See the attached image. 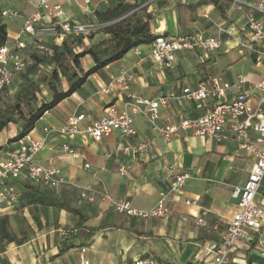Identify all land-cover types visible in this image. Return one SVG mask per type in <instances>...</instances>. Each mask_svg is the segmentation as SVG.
Here are the masks:
<instances>
[{
	"label": "crops",
	"instance_id": "1",
	"mask_svg": "<svg viewBox=\"0 0 264 264\" xmlns=\"http://www.w3.org/2000/svg\"><path fill=\"white\" fill-rule=\"evenodd\" d=\"M124 1L138 4L140 0H53L71 24L100 25L95 12ZM147 11L153 15L151 24L156 28L155 36L176 34H202L219 36L221 46L215 52H180L172 68H165L149 58L150 44L130 50L121 60L108 65L102 72L90 76L77 92L61 101L45 113L35 124L29 136L43 139V129L60 127L71 115H83L81 130L104 115L109 105L118 110L132 100L154 101L167 97L168 105L159 109L157 120L160 126L176 125L182 119H193L202 115L213 105L205 102L177 99L187 89H195L203 79L220 77L232 85L239 76L247 80L242 92L250 96L254 105L258 93L253 89L262 77L264 66L255 61L254 50L262 46L254 44L240 47L234 40L244 26V14L235 10L229 1L220 0L223 14L207 0H144ZM255 2L257 0H245ZM38 0H0V25L6 27L8 42L12 45L17 38L25 16L29 15ZM15 10L20 16L7 23L2 18L3 10ZM172 12L174 33L167 30L163 14ZM180 20L187 22L181 25ZM47 22L36 26L35 36L25 35L21 40L25 50L34 48L32 42L44 46L54 44L51 34L44 31ZM23 50V51H25ZM22 51V52H23ZM138 51V54L136 53ZM21 54V53H20ZM28 57V56H27ZM26 57V58H27ZM24 58V59H26ZM122 76L108 95L100 89ZM239 91L231 89L226 100ZM136 136L122 138L112 132L100 142H94L83 134L63 138L52 134L44 140V147L33 156V161L45 167L59 168L66 183L52 190L58 197L67 199L87 217L86 227L81 229L80 238H67L65 229L73 228V217L64 211L37 209L39 225L30 220L27 207L19 209V201L11 207L0 208V216H10L12 227L21 217L28 221L24 229L31 237L21 246L10 244L0 255V264H78L81 257L91 264H120L142 258H152L162 264H210L207 250L220 240L227 222L236 210V201L231 198L234 187L242 186L252 168V159L239 150L232 138L227 142L195 136L182 132L166 142L159 137L140 114L133 115ZM8 144L5 153L18 146ZM67 144L78 153L74 158L62 150ZM145 145L142 153L124 152V147ZM85 165H89L85 169ZM124 167L121 176L118 169ZM187 174L178 195L168 194L164 206L169 213L162 218L147 219L129 217L116 212L108 201L96 197L94 202L80 198L81 190L91 188L97 193H107L113 200L123 201L137 210L149 211L155 207L161 194H166L171 180L177 175ZM21 181L15 187L22 192ZM260 191V190H259ZM194 201L185 205L184 201ZM257 204L264 210V199L257 192ZM202 217L203 225H195ZM44 215V216H43ZM76 245L77 247L63 249ZM234 264H264V228L251 233L250 238L240 242L232 250Z\"/></svg>",
	"mask_w": 264,
	"mask_h": 264
},
{
	"label": "built area",
	"instance_id": "2",
	"mask_svg": "<svg viewBox=\"0 0 264 264\" xmlns=\"http://www.w3.org/2000/svg\"><path fill=\"white\" fill-rule=\"evenodd\" d=\"M231 6L244 14V26L239 29V36L234 40L237 46H251L261 44L253 52L257 64L264 66V0L248 2L245 0H226ZM88 4L89 0H85ZM2 18L13 20L20 16L15 10H3ZM64 14L53 0H38L34 10L23 20L22 28L12 45L0 47V95L9 89L16 76L24 71V59L20 53L25 50L26 44L22 36H35V28L44 21L47 27L44 31L54 38V44H61L78 35L87 36L98 30L101 26L91 24H71L64 19ZM38 52L51 54V51L38 42H32ZM221 46L219 36L202 34H176L174 36H157L150 44L149 58L152 62L165 68H172L176 56L180 52L198 51L204 55L211 54ZM138 54V51H136ZM122 76L110 81L100 89V93L108 95L116 83L121 82ZM20 83V82H19ZM247 80L239 76L229 85L220 77L214 76L201 80L195 89H187L177 99L178 104L183 101L205 102L212 100L213 105L202 115L193 119H182L176 125L160 126L157 123L159 109L168 105L169 98L161 97L154 101L132 100L124 103L123 109L118 110L114 105H109L104 110V115L93 122L86 129L81 130L79 124L84 119L83 115H71L58 128H44L43 139L34 140L29 134L18 141V146L5 153L0 161V208L15 205L21 192L15 187V182L31 179L49 190H55L66 183L62 171L57 167H45L33 161V156L44 147V140L56 134L63 138H71L83 134L100 142L112 132H118L122 138L136 136L133 115L140 114L147 121L150 128L164 141L168 142L178 137L182 132L195 136L211 138L217 142H227L234 138L241 151L246 152L252 159V168L245 183L234 187L231 198L236 201V210L227 222L218 243L211 245L207 252L211 255L210 264H234L232 250L240 242L250 238L251 233L259 234L264 228V210L257 204L256 196L260 183L264 179V72L261 79L254 84L253 89L258 93L254 105H251L250 96L242 92ZM231 89L239 91L230 100H226L227 92ZM145 145L134 148L124 147V152L142 153ZM62 150L67 155L77 158L79 155L67 144L62 145ZM85 169L89 165L84 166ZM126 173L124 167L118 169V174ZM187 174L175 176L169 185L168 191L160 195L154 208L149 211L134 209L129 203L113 200L107 193H97L91 188L81 190L80 198L86 202H94L96 197L108 201L110 206L119 213L129 217L152 218L165 217L169 210L164 206L168 194H180ZM185 205H194V201L186 200ZM206 212L195 220V225L202 226ZM78 264H91L81 257ZM120 264H162L152 258L137 259L132 262Z\"/></svg>",
	"mask_w": 264,
	"mask_h": 264
},
{
	"label": "trees",
	"instance_id": "3",
	"mask_svg": "<svg viewBox=\"0 0 264 264\" xmlns=\"http://www.w3.org/2000/svg\"><path fill=\"white\" fill-rule=\"evenodd\" d=\"M220 2L207 0L205 3L214 5L223 14ZM144 3V0L138 4L121 1L95 12L97 22L102 25L98 30L87 36H75L61 44L48 45L51 51L48 56L32 53L24 59L23 72L33 77L25 76L20 80L17 92L0 104V134L16 126L18 133L9 142L20 141L45 113L81 89L90 76L118 62L130 50L151 44L157 36L151 31L153 15L147 11ZM7 42L6 27L0 25V47ZM21 188L19 209L64 211L74 220L73 228L70 231L65 229L67 238H80V231L87 223V217L80 208L31 179H23ZM32 219L38 226L39 217L34 215ZM30 237L19 225L12 227L10 216H0V255L8 245L21 246ZM75 247L71 245L62 252Z\"/></svg>",
	"mask_w": 264,
	"mask_h": 264
},
{
	"label": "rangeland",
	"instance_id": "4",
	"mask_svg": "<svg viewBox=\"0 0 264 264\" xmlns=\"http://www.w3.org/2000/svg\"><path fill=\"white\" fill-rule=\"evenodd\" d=\"M162 18H163V20H164V22H165V24L167 26V30H169L170 33H174V30H175L174 18L176 19V16L173 15L172 12H167L166 14H163ZM6 22L7 23H10L9 20H6ZM180 22H181L180 23L181 25L187 23L184 20H180ZM151 25H152V31H153V33H156V28L154 27L153 24H151ZM32 53H36V54L42 55V56H48L45 53L38 52L34 48L25 50V51L21 52L20 55L24 59V58H26L27 56H29ZM25 76L28 77V78H32L33 77V76H30V75L27 76L26 72L25 73L22 72V73L18 74L16 76V78H15L12 86L9 89L5 90L4 93L1 95V97H0V104H2L3 102H5L7 99L11 98L17 92V90L19 88V82ZM17 133H18V130H17V127L16 126H12L10 128H7V129L3 130V132H1V134H0V152L1 153H3L5 147L7 146L8 140L13 139L17 135ZM258 192L261 193V197H263V199H264V179L260 183V186L258 188ZM37 212L38 211H36L34 209H31V208L28 209V213H29V216H30L29 217L30 220L33 218L34 215L35 216H38L37 215ZM16 224L19 225L23 229L28 228V221L26 219H22L21 217L17 218Z\"/></svg>",
	"mask_w": 264,
	"mask_h": 264
}]
</instances>
